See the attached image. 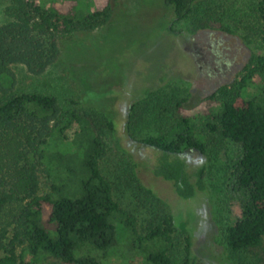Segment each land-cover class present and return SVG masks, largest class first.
Segmentation results:
<instances>
[{"label": "trees", "instance_id": "1", "mask_svg": "<svg viewBox=\"0 0 264 264\" xmlns=\"http://www.w3.org/2000/svg\"><path fill=\"white\" fill-rule=\"evenodd\" d=\"M116 1L9 0L4 7L0 264H38L45 258L61 264H196L185 224L176 226L164 204L131 172H123V182L146 205V216L133 214L116 199L115 183L101 167L113 121L99 110L101 101L90 97V72L64 76V43L105 26ZM207 1L165 0L171 23L189 21L195 30L214 23L224 30ZM259 15L264 53V0ZM17 67L33 77L56 68L64 82L75 83L74 96L62 100L23 85L13 70ZM255 80L258 93L246 98ZM208 100L217 108L203 123V135L191 124L185 101L162 98L159 90L144 92L130 106L126 131L157 152L153 174L170 183L180 200L204 188V166L191 174L185 153L205 154L209 144H229L225 188L238 203L240 217L225 229L226 246L231 252L258 248L264 244V54L253 57L239 80L220 86Z\"/></svg>", "mask_w": 264, "mask_h": 264}, {"label": "rangeland", "instance_id": "2", "mask_svg": "<svg viewBox=\"0 0 264 264\" xmlns=\"http://www.w3.org/2000/svg\"><path fill=\"white\" fill-rule=\"evenodd\" d=\"M8 1L0 0V24L5 21L3 12ZM207 2L213 17L222 20L224 30L214 23L201 30H195L189 21L172 24V9L165 0H117L105 26L64 43V61L68 62L64 76L74 72L82 77L90 72L89 95L101 101L99 110L113 121V132H107L104 138L108 156L101 167L115 183V197L123 208L146 216V205L137 198L134 188L123 182V172L128 171L164 204L176 226L185 224L196 264H264V244L239 252H231L226 246L225 229L240 217L238 203L230 199L225 188L226 153L233 149L229 144H209L205 154L185 153L191 174L204 166V188L193 198L180 200L170 183L153 174L157 152L126 131L130 106L144 92L159 90L162 98L185 101L191 124L203 135V123L217 108L208 98L220 86L239 80L252 58L264 54L257 33L262 0ZM13 70L25 86L62 100L74 96L75 83L64 82L62 72L54 67L39 77L28 75L20 67ZM258 87L255 80L246 89V98L255 96ZM150 132L153 134V129ZM72 133H68L69 139ZM38 264L61 263L45 258Z\"/></svg>", "mask_w": 264, "mask_h": 264}]
</instances>
